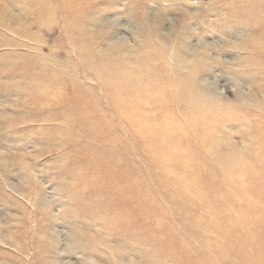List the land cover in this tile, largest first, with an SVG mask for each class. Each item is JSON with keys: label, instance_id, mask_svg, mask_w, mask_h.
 I'll list each match as a JSON object with an SVG mask.
<instances>
[{"label": "rangeland", "instance_id": "1", "mask_svg": "<svg viewBox=\"0 0 264 264\" xmlns=\"http://www.w3.org/2000/svg\"><path fill=\"white\" fill-rule=\"evenodd\" d=\"M0 264H264V0H0Z\"/></svg>", "mask_w": 264, "mask_h": 264}]
</instances>
